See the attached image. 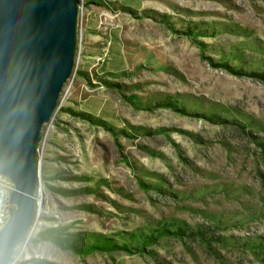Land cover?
<instances>
[{"label": "rangeland", "instance_id": "1", "mask_svg": "<svg viewBox=\"0 0 264 264\" xmlns=\"http://www.w3.org/2000/svg\"><path fill=\"white\" fill-rule=\"evenodd\" d=\"M38 158L9 264H264V0H80Z\"/></svg>", "mask_w": 264, "mask_h": 264}, {"label": "water", "instance_id": "2", "mask_svg": "<svg viewBox=\"0 0 264 264\" xmlns=\"http://www.w3.org/2000/svg\"><path fill=\"white\" fill-rule=\"evenodd\" d=\"M79 3L0 0V176L14 187L0 264L11 262L34 222L38 143L73 72Z\"/></svg>", "mask_w": 264, "mask_h": 264}, {"label": "built area", "instance_id": "3", "mask_svg": "<svg viewBox=\"0 0 264 264\" xmlns=\"http://www.w3.org/2000/svg\"><path fill=\"white\" fill-rule=\"evenodd\" d=\"M13 189L12 183L0 176V227H3L8 220L9 208L11 206L9 203V195Z\"/></svg>", "mask_w": 264, "mask_h": 264}, {"label": "trees", "instance_id": "4", "mask_svg": "<svg viewBox=\"0 0 264 264\" xmlns=\"http://www.w3.org/2000/svg\"><path fill=\"white\" fill-rule=\"evenodd\" d=\"M161 233L160 234H162V233H166V234H168L169 233V231L168 230H166V229H163V230H161L160 231ZM178 233V232H177ZM180 233V232H179ZM178 233V234H179ZM58 239H59V237L58 236H56V237H53V236H50V241H52L56 246H62V244L58 241ZM71 244H73V243H71ZM67 245V247L68 248H71L72 250L76 247L74 244L73 245ZM76 249V248H75ZM99 249V248H98ZM79 250V248L76 250V251H78ZM81 250H83V249H80L79 251H81ZM93 250H95V247L92 245V246H90V247H88L87 249H86V251H85V253H90V252H92Z\"/></svg>", "mask_w": 264, "mask_h": 264}, {"label": "bare ground", "instance_id": "5", "mask_svg": "<svg viewBox=\"0 0 264 264\" xmlns=\"http://www.w3.org/2000/svg\"><path fill=\"white\" fill-rule=\"evenodd\" d=\"M35 215H36V213H35Z\"/></svg>", "mask_w": 264, "mask_h": 264}]
</instances>
